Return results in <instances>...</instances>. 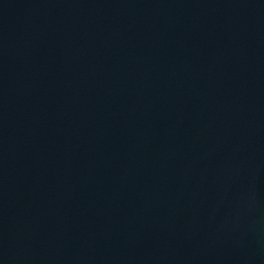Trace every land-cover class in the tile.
Segmentation results:
<instances>
[{"label": "water", "instance_id": "1", "mask_svg": "<svg viewBox=\"0 0 264 264\" xmlns=\"http://www.w3.org/2000/svg\"><path fill=\"white\" fill-rule=\"evenodd\" d=\"M0 264H264V0H0Z\"/></svg>", "mask_w": 264, "mask_h": 264}]
</instances>
